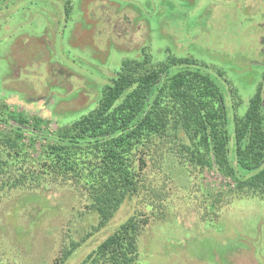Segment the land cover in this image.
I'll list each match as a JSON object with an SVG mask.
<instances>
[{
    "label": "rangeland",
    "instance_id": "374dc122",
    "mask_svg": "<svg viewBox=\"0 0 264 264\" xmlns=\"http://www.w3.org/2000/svg\"><path fill=\"white\" fill-rule=\"evenodd\" d=\"M138 1L144 9L149 2L72 0L66 17L65 0H0L2 108L54 134L93 109L121 61L145 47L154 64L170 55L205 64L246 104L264 72V0H150L153 14L141 17ZM89 16L107 20L110 31L83 27ZM170 152L146 158L145 189L92 235L97 221L72 182L4 189L0 264H57L65 246L86 238L65 263L79 264L134 209L147 219L136 264H264V200L231 193L210 211L211 195L234 189L232 180L182 167Z\"/></svg>",
    "mask_w": 264,
    "mask_h": 264
},
{
    "label": "trees",
    "instance_id": "16d2710c",
    "mask_svg": "<svg viewBox=\"0 0 264 264\" xmlns=\"http://www.w3.org/2000/svg\"><path fill=\"white\" fill-rule=\"evenodd\" d=\"M157 1L160 6L162 0ZM185 1L188 6L193 0ZM71 2L65 0L66 17L73 11ZM149 2L147 9L140 1L132 4L139 17L142 10L153 14ZM89 17L83 27L100 26L96 33L102 35L110 31L107 20ZM166 57L154 64L150 47H145L139 58L123 59L101 87L95 107L54 134L40 131L38 119L27 126L24 117L7 114L0 105V195L6 188L72 182L97 221L86 234L92 235L145 189L146 158L162 160L168 150L182 167L215 170L232 180L234 189L226 194L209 193L214 201L210 211L231 193L264 200V72L244 105L237 89L205 64L191 57ZM24 132L28 145L22 143ZM138 212L134 209L79 264H136L138 238L147 221ZM85 239L65 246L57 264L69 261Z\"/></svg>",
    "mask_w": 264,
    "mask_h": 264
}]
</instances>
